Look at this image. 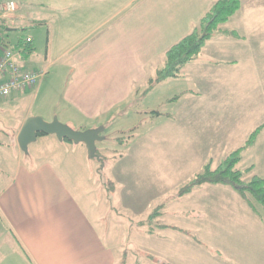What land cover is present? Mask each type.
<instances>
[{
  "label": "crops",
  "instance_id": "0c3cea01",
  "mask_svg": "<svg viewBox=\"0 0 264 264\" xmlns=\"http://www.w3.org/2000/svg\"><path fill=\"white\" fill-rule=\"evenodd\" d=\"M8 1L15 2L18 9L12 15L0 11L6 33L16 28L29 31L45 25L53 38L48 40L44 61H33V54L20 58L32 64L21 67L43 72L45 76L29 89L33 109L17 122L18 130L28 118L39 116L46 122L57 118L77 131L100 126L105 131L104 125L113 121V112L131 101L135 84L146 81L148 74L165 60V53L196 29L219 0H123L122 3L120 0H0L1 3ZM239 2L240 9L219 26L201 53L181 69L178 78L169 79H182L191 84L184 92L189 99L183 120L206 121L207 111H197V106L212 102L210 98L202 99L200 91L207 94L215 75L220 86L228 84L229 87L237 81L249 88L258 78L262 79L259 75L264 74V0ZM121 7L128 10L122 18ZM32 10L39 13L33 15L39 17L36 20H30ZM63 10L69 11L70 14H66L69 16L77 11L87 12L89 16L85 20L67 18L55 23L52 14ZM105 10L116 13L114 21L107 22L105 34L93 39L83 38L80 46H74L85 29L98 24ZM56 30L59 35L55 40ZM6 37V34L1 37V43L9 48ZM31 37L26 39L32 40L30 46L37 52L38 38ZM68 53L71 57L64 65L53 67L50 59L55 54L62 58ZM58 70L64 76L55 89L54 79L47 75ZM26 91L13 92L1 103L8 102L11 109H18L26 100ZM180 99L176 98L177 104ZM263 123L264 119L259 125ZM257 127L245 133L243 145ZM200 128L205 133L210 131L205 125ZM18 133L13 132L15 144ZM228 139L231 142L234 137ZM219 143L204 144L202 149L198 144L192 151L188 150L194 155L189 160L200 169L208 161L220 162L225 154L221 152L222 147H217ZM263 143L264 128L254 145L246 150H254ZM233 151L229 150L226 156ZM19 152L18 145L13 149L0 147V221L3 222L0 225V264L132 263L130 236L124 243L120 235L127 205L123 212L114 206L117 186L109 179L114 187L108 192L99 177L102 159L91 164L83 144L60 142L53 135L38 136L28 147V157ZM259 152L264 153V147ZM8 157L10 161L3 160ZM248 165L255 171V164ZM224 188L228 185L205 184L190 193L213 192L207 195L206 216L201 214L202 204L194 206L199 212L197 217L202 219L196 222H207V245L197 237L198 230L192 226H169L190 229L192 237H189L177 230L158 228L167 226L158 223L155 229L148 227L146 231L134 233V236L139 233L147 236L140 264H159V261L165 264H264V212L259 206L254 212L235 189L231 187L229 193ZM163 216L161 213L158 219ZM128 221V231H131Z\"/></svg>",
  "mask_w": 264,
  "mask_h": 264
},
{
  "label": "rangeland",
  "instance_id": "374dc122",
  "mask_svg": "<svg viewBox=\"0 0 264 264\" xmlns=\"http://www.w3.org/2000/svg\"><path fill=\"white\" fill-rule=\"evenodd\" d=\"M120 1L122 3L123 0ZM4 3L0 2V5ZM29 13H31L30 20L39 18L33 16L34 14L39 15L37 11L32 10ZM110 13L105 10L104 15L98 18V24L95 27L85 29L81 38L74 43V46H80L83 38L102 37L108 29L107 22L112 19L114 21L116 17L115 12L112 13L111 11ZM127 13L128 10H122L121 7L120 14L123 15L120 18ZM66 14H70L69 11L63 10L60 13L52 14L53 21L55 20L54 22L58 23L67 18L78 19V17L85 20L89 16L87 12L83 14L80 11H77L74 16H72V13L71 16ZM108 18L110 19L108 20ZM48 29L45 25H38L29 31L16 28L6 33L2 30L1 37L6 34L9 49L18 56L16 64L31 67L32 64L20 59L21 56L27 55L23 53V47L27 46L25 39L28 36H37L38 50L36 52L34 49L31 58H33V61L35 59L38 62L44 61L48 40H53L49 36ZM56 35H59L58 30L55 31V40ZM20 40L24 41L21 46H19ZM57 56L59 54H55L50 59V62H53V67L64 65L71 57V53L62 58ZM163 67L164 61L157 69H153L148 74L146 81L135 84L131 101L113 112V121L104 125L107 127L103 133L105 140L97 143L98 156H101L100 159H104V165L103 163L100 164V166H104L100 178L115 182L117 190L114 206L120 208L123 212L124 205H127V210L123 212L124 218L122 220L124 223L122 224L123 227L120 228V235L121 239H124V243L128 235L130 236L131 246L129 248L131 247V251L129 250V256H131V264H136L137 257L141 261L143 245H147L144 239L147 236L144 233L135 236L134 233H136V230L146 231L148 226H137V224L146 221L148 216L160 205H165V208L160 211L164 216L153 220L151 224L153 229L158 223L181 228L192 226L194 230H198L197 237L207 245V222L201 223L202 219L197 217L199 212L195 210L194 206L201 207L202 204L203 212L201 214L206 216L207 195L213 192L203 193L199 191L182 198H176L178 191L186 186L209 163L208 161L202 169H200V166L196 167L195 163L189 160L194 155L190 154L188 150L192 151L198 144L202 149L204 144H218L220 142L217 147H222L221 152L225 154V159L230 155L226 156L229 150L233 151L241 144L243 145L242 140L245 133L249 129L253 130L264 119V74L259 75L262 78L261 81L258 78L256 82L248 86L249 88L242 87L241 83L237 81L231 87L228 84L220 86L215 75V82H212V87L207 91V94L200 91V94H203L202 99L210 98L212 102L197 106V111H207V119L206 121L195 120L193 122L192 120L182 119L184 113L188 110L187 99H189V96H185L184 92L191 88L189 82H183L182 79L168 80L157 85L146 94L148 79L154 77L156 70ZM49 76L54 79V88L56 89L64 75L58 70L53 75H47V77ZM105 76L111 78V75ZM202 77V74L199 75L200 81H202ZM25 95H27L25 96L26 100L21 102L18 109H11L10 103H1L0 101V147L13 149L17 145L13 137V132L19 131L17 122L25 114L32 112L33 109L31 91L27 90ZM174 97H181L178 104L176 100L169 101ZM197 111L196 113H198ZM166 115L171 117L165 118ZM201 125L208 126L210 128L209 133L201 131ZM262 125L264 128V123L259 126ZM71 126L69 125L70 128ZM222 136L225 138H221ZM228 137H234V140L229 142ZM262 147H264V143L255 147L254 150H245L242 153L241 160L235 169L242 173L241 181L243 184H246L255 174L264 175V153L259 152ZM19 151L22 156L20 149ZM23 156L28 157L24 153ZM3 160L10 161L9 157L7 160ZM216 160L217 158H214V161ZM223 160L214 163L210 161L211 168L216 169ZM89 162L91 164L98 163L92 160H89ZM251 163L255 164V171L252 167H249L248 164ZM224 189H227L224 191L229 192V189L232 188L228 186ZM126 220H130L128 222H130L131 231H128ZM2 224L3 222L0 221V225ZM133 230L135 231L133 232ZM186 230L189 231L190 229ZM134 259L135 263L133 262Z\"/></svg>",
  "mask_w": 264,
  "mask_h": 264
},
{
  "label": "trees",
  "instance_id": "16d2710c",
  "mask_svg": "<svg viewBox=\"0 0 264 264\" xmlns=\"http://www.w3.org/2000/svg\"><path fill=\"white\" fill-rule=\"evenodd\" d=\"M239 9V0H219L213 4L201 19L199 26L173 45L165 53L164 67L156 70L154 77L148 80L146 94L153 90L158 84L169 79L178 78L180 76L181 69L188 63L192 62L201 53L204 45L213 37V34L218 30L219 26L226 23ZM0 27L2 30H5L3 21H0ZM22 43L24 44V41L20 40L19 46H21ZM23 49V53L27 55L32 54L34 51V48L30 45L23 47ZM176 98L171 101L176 100ZM262 129L263 125L255 129L249 135L245 144L230 153V155H228L216 169L211 168L209 161L200 173H197L186 186L178 191L176 198H182L190 194L194 189H197L205 184L228 185L235 189L239 196L254 212H256V206L261 207L264 212V178L253 175L246 184H243L241 181L242 173L235 169L236 165L241 160L242 153L254 145L255 140ZM102 163L104 165V159ZM102 168L103 166H100L98 169L99 177L101 175ZM103 183L107 186L108 192L113 190L114 185L111 181L103 180ZM164 207L165 205L157 207L153 213L148 216L146 221L139 222L137 226L147 225L149 228H152L151 224L153 220L160 216V211ZM158 228L177 230L186 236L192 237L189 231L174 227L161 226ZM140 263L141 261L137 257L136 264ZM159 264L165 263L159 261Z\"/></svg>",
  "mask_w": 264,
  "mask_h": 264
},
{
  "label": "water",
  "instance_id": "95a60500",
  "mask_svg": "<svg viewBox=\"0 0 264 264\" xmlns=\"http://www.w3.org/2000/svg\"><path fill=\"white\" fill-rule=\"evenodd\" d=\"M103 132V126L77 131L59 122L57 118L51 122H46L41 117L36 116L28 118L21 126L17 135V145L21 152L27 155L29 145L35 143L39 135H53L60 142L66 140L74 144H83L89 160L102 162L97 154L96 144L105 140L102 135Z\"/></svg>",
  "mask_w": 264,
  "mask_h": 264
},
{
  "label": "built area",
  "instance_id": "2783aa9c",
  "mask_svg": "<svg viewBox=\"0 0 264 264\" xmlns=\"http://www.w3.org/2000/svg\"><path fill=\"white\" fill-rule=\"evenodd\" d=\"M18 6L13 1L0 5V11L7 15L14 14ZM0 27V101L7 99L13 92H23L34 87L45 73L31 71L16 64V54L1 43ZM32 40L25 39V44L30 45Z\"/></svg>",
  "mask_w": 264,
  "mask_h": 264
}]
</instances>
